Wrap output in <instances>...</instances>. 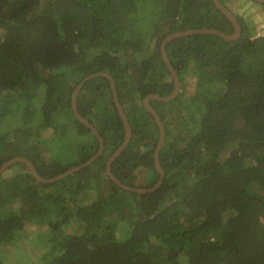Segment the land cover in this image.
Wrapping results in <instances>:
<instances>
[{"label":"trees","instance_id":"16d2710c","mask_svg":"<svg viewBox=\"0 0 264 264\" xmlns=\"http://www.w3.org/2000/svg\"><path fill=\"white\" fill-rule=\"evenodd\" d=\"M235 16L234 41L193 34L166 45L181 86L172 101L150 102L165 128L158 190L125 191L106 175L124 128L109 81L90 79L77 107L101 134L103 154L53 183L22 162L5 170L0 249L44 225L50 247L31 264H264V34L251 37L248 18ZM200 28L233 32L212 0H0V164L24 156L50 177V164L60 173L94 154L97 138L75 118L71 96L103 71L131 126L111 170L127 185L152 186L158 128L142 99L173 90L161 40ZM187 71L201 89L193 104L183 102ZM68 144L70 158L55 159Z\"/></svg>","mask_w":264,"mask_h":264},{"label":"water","instance_id":"95a60500","mask_svg":"<svg viewBox=\"0 0 264 264\" xmlns=\"http://www.w3.org/2000/svg\"><path fill=\"white\" fill-rule=\"evenodd\" d=\"M252 1H254L258 4H264V0H252ZM212 2L231 21V23L233 25V32L231 34L225 33L221 30L214 29V28H200V29H194V30L172 32V33L166 35L161 40V43H160L161 57H162V60L166 66L167 71L169 72V74L172 78L173 90L167 96H160V95H157L154 93H150V94H147L146 96H144L142 99L143 107L153 117V119L157 125V128H158V139H157L155 149H154V154H153V162H154L155 170L158 174V179L152 186H150V187H134V186L127 185V184L123 183L117 176H115L111 170L112 162L124 150V148L127 146L128 142L131 138V126H130V123L128 121L127 115H126V113H125V111H124V109L120 103L118 93L116 90V84H115L114 78L109 73L103 72V71L86 75L74 87L73 92H72V96H71V108H72V112H73L75 118L78 121H80L81 123H83L92 132V134L97 138L98 148H97L96 152L94 154H92L84 162L77 164V165H75V166H73V167H71L65 171L58 173L57 175L50 176V177H45V176L41 175L37 171L34 164L28 158H26L24 156H19V155L13 156L12 158H10V159H8V160H6L0 164V175L5 170H7L10 166H12L13 164L18 163V162H22L27 166L30 174L32 175V177L36 181H39L42 183H53V182H57V181L63 179L64 177H66L68 175L77 173L78 171L86 168L87 166H89L90 164L95 162L104 152V147H105L104 140H103L101 134L98 132L97 128L94 126V124H92L88 119L82 117L79 114L78 107H77V98H78V95H79L82 87L84 86V84L88 80L96 78V77H104L109 81V86L111 89L112 98H113L116 110H117V112H118V114H119V116L123 122V128H124V138H123L122 144L119 147H117L108 156V158L105 162V173L111 181H113L117 186H119L121 189H123L125 191H129V192H133V193L146 194V193H152V192L158 190L160 188V186L162 185L164 177H165V171L162 168L161 163H160V151H161V148H162L164 141H165V128H164L163 122L160 118V115L158 114L157 110L151 105L150 102L151 101H162V102L172 101L179 94L180 86H181L178 74H177L176 70L174 69L171 61L169 60V57H168V54L166 51L167 43L170 40L180 38V37H184V36H188V35H193V34H213V35H217V36L223 38L226 41H234L240 36V33H241V25H240L237 17L235 16L234 12L230 8L223 5L220 0H212Z\"/></svg>","mask_w":264,"mask_h":264},{"label":"rangeland","instance_id":"374dc122","mask_svg":"<svg viewBox=\"0 0 264 264\" xmlns=\"http://www.w3.org/2000/svg\"><path fill=\"white\" fill-rule=\"evenodd\" d=\"M252 4V8L243 6L244 3ZM227 6L239 17L248 18L250 28H251V37H256L264 34V4H258L252 0H226ZM244 20V19H243ZM196 77L192 73V71H187L183 75V84L186 87V95L183 97L184 104H193L194 99L192 98L193 91L198 90L201 91L200 88L196 87L195 84ZM193 95V96H192ZM258 99V98H256ZM38 105L40 100H37ZM195 104V103H194ZM61 118L59 117V120ZM61 122V120H60ZM11 123V122H10ZM8 127L10 125H7ZM76 140V139H75ZM74 140V141H75ZM66 150L63 146L55 148V153L58 155L55 159L59 160H68L70 158L69 154L71 152H67L73 148V144H68L66 146ZM73 150V149H72ZM71 150V151H72ZM48 156L50 157L51 152L48 151ZM76 155V153L74 154ZM49 169L51 170L52 176L59 173L58 163L54 162L50 164ZM18 171V168H15ZM13 172V171H11ZM41 172L46 174V167L43 166L41 168ZM10 174V173H9ZM47 177V176H46ZM75 227L76 223H71L67 227ZM49 230L46 226H36L35 228H31L26 236L21 238V240L15 241L12 247L7 244L2 246L0 249V261L4 264H31L34 260L38 259L41 254L46 253L48 248L50 247V238L53 235L52 231L48 233ZM74 230V229H73ZM73 230L67 229V232H71ZM58 231L57 229L55 230ZM59 232V231H58ZM119 239H123L124 236L118 235Z\"/></svg>","mask_w":264,"mask_h":264},{"label":"crops","instance_id":"0c3cea01","mask_svg":"<svg viewBox=\"0 0 264 264\" xmlns=\"http://www.w3.org/2000/svg\"><path fill=\"white\" fill-rule=\"evenodd\" d=\"M251 3V2H250ZM250 3H246L245 1H244V3L242 4L243 6H246V7H250V9L253 7L252 6V4H250Z\"/></svg>","mask_w":264,"mask_h":264}]
</instances>
